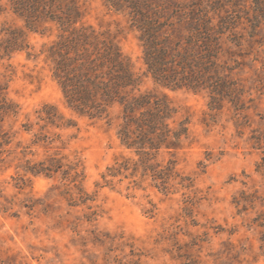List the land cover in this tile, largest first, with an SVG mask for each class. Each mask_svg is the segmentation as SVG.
<instances>
[{"label":"rangeland","instance_id":"374dc122","mask_svg":"<svg viewBox=\"0 0 264 264\" xmlns=\"http://www.w3.org/2000/svg\"><path fill=\"white\" fill-rule=\"evenodd\" d=\"M77 1L82 22L109 33L144 75L139 32L128 14L109 9L106 0ZM220 1L222 6L208 15L212 21H235L240 42L229 44L238 61L235 78L254 99L242 114L247 115L242 127L230 103L211 110L205 92L163 88L143 76V89L165 93L178 109L177 118L190 119L191 137L184 148L159 157L175 159L179 170L192 177L189 198L183 191L166 195L148 182L143 189L129 180L113 188L96 186L106 167L128 152L117 138L115 117L112 123L94 121L66 107L42 53L56 37L55 27L45 35L28 34L37 57L18 52L0 58V82L20 107L6 123L18 131L13 146L30 143L32 133L23 131L22 123L34 124L37 131V109L57 105L77 123L54 129L65 143L62 153L81 161L83 186L95 198L92 209L74 202L77 190L60 177L30 176L31 181L18 184L13 179L17 161L0 163V264H264V173L256 170L261 151L249 139L254 129H264V0ZM0 2L6 8L0 32L3 26H22L6 1ZM38 152L41 157L43 150ZM92 210L98 215L89 222L85 216Z\"/></svg>","mask_w":264,"mask_h":264},{"label":"trees","instance_id":"16d2710c","mask_svg":"<svg viewBox=\"0 0 264 264\" xmlns=\"http://www.w3.org/2000/svg\"><path fill=\"white\" fill-rule=\"evenodd\" d=\"M5 1L23 25L3 26L0 58L18 52L37 57L28 34L45 35L55 27L58 33L42 53L66 107L90 120H117L116 135L128 154L108 165L96 186L113 188L129 180L134 188L143 189L148 182L166 195L183 191L189 198L194 192L192 177L179 170L175 159L159 157L184 148L191 137L190 119L177 118L178 109L165 93L143 89V76H150L163 88L205 92L211 110L219 111L225 102L230 103L237 112V125L242 127L247 118L242 114L254 99L235 78L238 61L229 45L240 42L235 21H212L208 15L222 6L221 1L204 5L203 0H106L109 9L126 12L138 30L144 75L135 71L132 60L109 33L82 22L77 0ZM5 9L0 2V14ZM19 112V105L8 96L7 84L0 82V163L16 160L17 177L13 179L22 185L31 181L30 176L60 177L77 190L78 200L73 201L92 209L90 202L95 198L83 186L81 161L62 153L65 143L54 131L74 128L76 121L67 118L57 105L45 103L36 110L37 131H33L34 124L22 123L23 131L32 133L30 143L21 146L18 141L14 147L18 131L6 123ZM249 139L252 147L261 151L256 170L264 173V129H254ZM39 149L43 150L41 157ZM71 190L66 188V193L73 197ZM97 215L92 210L85 217L92 222Z\"/></svg>","mask_w":264,"mask_h":264}]
</instances>
